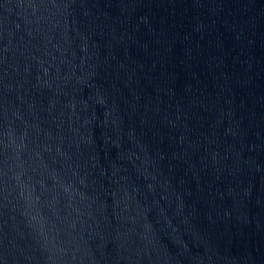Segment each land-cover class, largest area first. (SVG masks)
I'll return each mask as SVG.
<instances>
[{"label":"water","instance_id":"95a60500","mask_svg":"<svg viewBox=\"0 0 264 264\" xmlns=\"http://www.w3.org/2000/svg\"><path fill=\"white\" fill-rule=\"evenodd\" d=\"M0 264H264V0H0Z\"/></svg>","mask_w":264,"mask_h":264}]
</instances>
